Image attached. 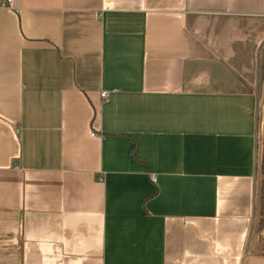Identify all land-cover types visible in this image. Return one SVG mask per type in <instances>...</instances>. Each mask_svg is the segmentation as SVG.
<instances>
[{
    "label": "crops",
    "instance_id": "0c3cea01",
    "mask_svg": "<svg viewBox=\"0 0 264 264\" xmlns=\"http://www.w3.org/2000/svg\"><path fill=\"white\" fill-rule=\"evenodd\" d=\"M12 1L0 264H264V0Z\"/></svg>",
    "mask_w": 264,
    "mask_h": 264
},
{
    "label": "trees",
    "instance_id": "16d2710c",
    "mask_svg": "<svg viewBox=\"0 0 264 264\" xmlns=\"http://www.w3.org/2000/svg\"><path fill=\"white\" fill-rule=\"evenodd\" d=\"M261 159H260V172H261V194H260V216L259 229L264 231V140L261 144Z\"/></svg>",
    "mask_w": 264,
    "mask_h": 264
},
{
    "label": "built area",
    "instance_id": "2783aa9c",
    "mask_svg": "<svg viewBox=\"0 0 264 264\" xmlns=\"http://www.w3.org/2000/svg\"><path fill=\"white\" fill-rule=\"evenodd\" d=\"M8 4L10 7H13V1L12 0H8ZM102 97L107 98L108 97V93L107 92H103L102 93ZM155 181V177L152 178Z\"/></svg>",
    "mask_w": 264,
    "mask_h": 264
}]
</instances>
